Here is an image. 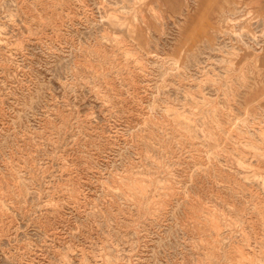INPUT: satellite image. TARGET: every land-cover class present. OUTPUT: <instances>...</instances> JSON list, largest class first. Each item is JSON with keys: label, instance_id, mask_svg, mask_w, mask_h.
Masks as SVG:
<instances>
[{"label": "rangeland", "instance_id": "obj_1", "mask_svg": "<svg viewBox=\"0 0 264 264\" xmlns=\"http://www.w3.org/2000/svg\"><path fill=\"white\" fill-rule=\"evenodd\" d=\"M0 264H264V0H0Z\"/></svg>", "mask_w": 264, "mask_h": 264}]
</instances>
